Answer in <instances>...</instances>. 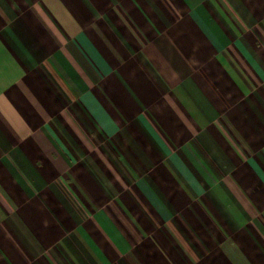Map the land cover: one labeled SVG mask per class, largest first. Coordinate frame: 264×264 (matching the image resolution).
Returning <instances> with one entry per match:
<instances>
[{"label":"crops","instance_id":"1","mask_svg":"<svg viewBox=\"0 0 264 264\" xmlns=\"http://www.w3.org/2000/svg\"><path fill=\"white\" fill-rule=\"evenodd\" d=\"M0 264H264V0H0Z\"/></svg>","mask_w":264,"mask_h":264}]
</instances>
